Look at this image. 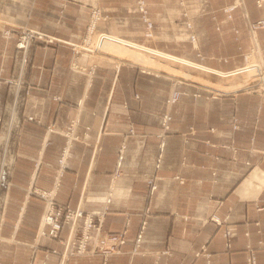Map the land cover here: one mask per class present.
<instances>
[{
	"label": "crops",
	"instance_id": "crops-1",
	"mask_svg": "<svg viewBox=\"0 0 264 264\" xmlns=\"http://www.w3.org/2000/svg\"><path fill=\"white\" fill-rule=\"evenodd\" d=\"M228 1L204 0L202 7L218 9ZM91 3L0 0V16L75 42ZM99 3L107 19L96 31L108 35L105 49L114 53L100 59L79 56L85 71L70 67L69 45L32 42L23 54L14 37H4L5 25H0V264L30 261L44 202L27 195L26 189L32 178L44 189L54 185L64 136L49 127L62 129L70 119L79 121L75 132L80 141L72 143L60 177L55 200L61 204L75 207L81 202L86 212H101L124 144L122 173L102 229H126L127 234L122 253L110 256L107 264H204L202 256H195L202 245L210 253V264H245L247 243L255 247L257 264H264V102L253 90L236 92L247 87L233 88L223 77L249 49L240 11L220 31L207 12L196 18L194 50L186 40L174 41L178 26L164 24L163 18L176 12L177 1L147 0L157 41L149 46L151 56H145L134 1ZM244 3L251 19L264 16L255 0ZM216 15L222 18L220 11ZM233 26L239 30L238 40ZM256 36L264 56V31ZM154 52H160L157 58ZM211 56H231L234 61L217 63ZM173 79L185 94L171 107L169 128L162 133L164 100ZM146 177L156 178L154 189ZM212 213L224 222L209 220ZM142 223L140 251L133 254V239ZM228 227L235 231L229 247L222 234ZM66 233L64 226L60 237ZM48 246L59 253L64 248L59 240H44L35 250L34 264ZM164 248L171 254H156ZM59 253L51 254L46 264H58ZM67 264L101 262L94 255Z\"/></svg>",
	"mask_w": 264,
	"mask_h": 264
},
{
	"label": "built area",
	"instance_id": "built-area-1",
	"mask_svg": "<svg viewBox=\"0 0 264 264\" xmlns=\"http://www.w3.org/2000/svg\"><path fill=\"white\" fill-rule=\"evenodd\" d=\"M100 0H92V4L89 7V18L86 26V31L84 37L82 38L81 44L72 43L60 39L52 34L41 31L35 27L28 26L27 24H17L8 18H3L0 16V25H5L2 29V34L5 38L14 37L15 47L23 54L26 53L29 45L32 42H41L44 44L50 43H62L67 44L71 47L72 60L70 62V67L75 71H85L80 63H78V55L84 51V55H92V45H93V35L96 32V25L100 21L107 19V15L103 13L100 5ZM180 6V11L173 14L172 17H167V22L173 27H177V23H181L178 26V32L174 35V41L186 40L191 44L194 50H197V37L194 31V21L196 18L203 15L205 12L210 14L211 19L214 21V27L217 31H220L221 26L229 21H232L234 17V12L236 10L240 11L243 18L244 25L248 34L249 49L246 52L240 54L241 61L239 64L233 67L236 70L238 67L246 65L251 55H256L258 57V62L263 68L264 73V56L262 53L261 46L257 41V32L264 31V16L258 17L256 19H251L248 15L247 9L245 7L244 0H230L225 2L218 9H210L205 11L202 7L204 0H176ZM255 6L258 9L264 11V0H255ZM134 10L137 12L140 20L142 21V32L146 43H154L156 40L154 33L155 20L148 8L146 0H134ZM220 11L222 13V18H217L216 13ZM184 33H183V32ZM232 32L234 38L238 40L239 30L235 26L232 27ZM184 35V36H183ZM183 36V38H182ZM240 49V46L238 47ZM199 58H203L200 52H196ZM217 63H229L234 61L231 56H211ZM93 66H89L87 73H91ZM171 90L168 96L164 100L165 111L161 115V130L165 133L169 128V121L171 119L170 109L178 101L181 94H185L178 88V81L176 79L172 80ZM253 90L258 93L261 102H264V84L256 85L255 87L248 89ZM58 99V96L54 97ZM31 119V117H28ZM79 125L77 119H70L65 122L62 129H55L54 127H49L51 131H58L64 136V144L59 152L56 164L54 165V185L50 189H44L34 185L33 178L30 185L26 189L27 195H34L44 202L43 213L40 218L38 231L31 243V257L28 264H34L35 262V250L36 248L44 242V240H59L63 243V250L59 251L53 247H47L43 258L39 261V264H46L49 256L51 254H58V264H67L69 260L76 259L78 257L91 258L96 255L101 264H107L110 256L114 254L122 253L121 246L126 241V229L118 231H105L102 229V219L104 213L108 209V203L110 201V196L112 189L115 185L116 180L121 176L122 169V150L124 149V144L120 147V152L117 156L115 167L111 175V182L108 187V192L104 197L103 210L101 212H86L83 209L82 203L80 202L75 207H70L68 205L61 204L55 200V194L57 187L59 185L60 177L63 175L65 168L67 166V158L69 151L71 149L72 143L74 141H80V137L76 134V127ZM233 128L236 129L238 126L233 124ZM89 129V126H86ZM211 130H214L213 128ZM130 133H134L133 128H129ZM161 133V134H162ZM98 141L95 145V150H98ZM157 162L159 160L157 159ZM249 164L248 162H245ZM38 163L36 164V166ZM179 183L183 182V178L179 175L173 177ZM155 177H146L145 180L150 185L151 189L156 187ZM209 220H212L216 224L220 225L224 222L215 213L209 216ZM64 226H67V233L62 239L60 237L61 231ZM145 225L142 223L140 230L135 235L133 239V247L131 253H137L140 251V242L142 239V233ZM223 236L226 240V246L229 247L231 241L235 237L234 228L228 227L224 229ZM170 255L168 248L161 249L156 253ZM195 256H202L204 258V264H210V253L206 248V245H202L200 250L195 253ZM245 264H257L255 247H252L249 243L245 246Z\"/></svg>",
	"mask_w": 264,
	"mask_h": 264
},
{
	"label": "bare ground",
	"instance_id": "bare-ground-1",
	"mask_svg": "<svg viewBox=\"0 0 264 264\" xmlns=\"http://www.w3.org/2000/svg\"><path fill=\"white\" fill-rule=\"evenodd\" d=\"M109 41L108 35L99 31H96L93 35V45L97 44L103 48H106L107 43ZM92 45V52L97 53L96 49ZM155 57L157 58V53H155ZM151 67V66H150ZM155 67V66H152ZM255 68L259 73L258 79H252L250 69ZM196 72H203V69L197 68L194 69ZM175 72V71H174ZM224 83H230L231 87L240 88V87H247L253 88L256 85L264 84V73L263 68L258 62V57L256 55H251L249 62L244 65L240 69H236L230 73L224 74ZM229 88V86H228Z\"/></svg>",
	"mask_w": 264,
	"mask_h": 264
},
{
	"label": "rangeland",
	"instance_id": "rangeland-1",
	"mask_svg": "<svg viewBox=\"0 0 264 264\" xmlns=\"http://www.w3.org/2000/svg\"><path fill=\"white\" fill-rule=\"evenodd\" d=\"M134 1V0H133ZM146 2H147V0H146ZM93 3V2H92ZM91 3V4H92ZM91 4H89V5H91ZM177 4H178V2H177ZM99 5H100V3H99ZM180 6H179V4H178V8L176 9V11H177V13L180 11ZM150 10V9H149ZM151 12V11H150ZM169 17H172V16H169ZM88 18H89V13H88ZM153 18H155L154 16H153ZM163 21H164V24L166 25H168V26H172V25H170L167 21V17L165 16L164 18H163ZM14 22V21H13ZM87 22H88V19H87ZM87 22H86V24H85V27H84V29H83V31H82V33H80L79 35H78V39H77V41H70V42H72V43H76V44H81L82 43V38L85 36L84 35V33H85V31H86V26H87ZM14 23H16V22H14ZM17 24H20V23H17ZM176 26H181V23H177L176 24ZM96 29H97V25H96ZM178 31V30H177ZM142 35V34H141ZM142 37V36H141ZM64 40V39H63ZM66 41H68V40H66ZM155 41H157V38H156V40ZM139 43H142V44H145L146 46H144V45H141V46H143L144 47V55L145 56H151V52L152 51H154V50H151L150 48H149V46L150 47H152V43H146L145 41H144V39H143V37H142V40L141 41H139ZM155 43V42H154ZM93 47L96 49V52L98 53V54H100V56L99 55H97V54H95V53H93L92 52V54H94L95 56H97V57H99V59L100 58H102L103 57V54H107L108 52L109 53H114L111 49L110 50H107V49H105V48H103V47H101V46H99V45H97V44H94L93 45ZM142 47V48H143ZM71 48V47H70ZM72 50V49H71ZM82 53H79V55H78V57L79 56H81V55H83V52L84 51H81ZM72 53H73V51H72ZM155 53H157V56H159V54H160V52H155ZM112 55V54H111ZM161 55L162 56H164V55H166V54H163V53H161ZM125 57V56H124ZM129 56H126L125 58H128ZM241 61V60H240ZM78 63H81V59H78V61H77ZM90 66H93V65H90ZM159 67H163L164 68V65H161V64H159ZM144 68H146V67H144ZM149 72V71H148ZM207 91H209V90H207ZM209 92H212V91H209ZM224 94V93H223Z\"/></svg>",
	"mask_w": 264,
	"mask_h": 264
},
{
	"label": "water",
	"instance_id": "water-1",
	"mask_svg": "<svg viewBox=\"0 0 264 264\" xmlns=\"http://www.w3.org/2000/svg\"><path fill=\"white\" fill-rule=\"evenodd\" d=\"M250 72L252 73L251 77H252L253 80L259 78V73H258L257 69L252 68V69H250ZM164 75H165V74H164ZM168 76L173 77L172 75H168ZM248 89H250V88H248ZM248 89H247V88H245V89H239V90H237L236 92H238V91H242V90H248ZM225 94H226V93H225Z\"/></svg>",
	"mask_w": 264,
	"mask_h": 264
}]
</instances>
